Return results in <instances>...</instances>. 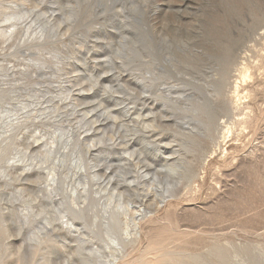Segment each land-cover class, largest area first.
Masks as SVG:
<instances>
[{"label":"rangeland","instance_id":"rangeland-1","mask_svg":"<svg viewBox=\"0 0 264 264\" xmlns=\"http://www.w3.org/2000/svg\"><path fill=\"white\" fill-rule=\"evenodd\" d=\"M109 167L130 177L106 188ZM117 247V264H264V0H0V264Z\"/></svg>","mask_w":264,"mask_h":264},{"label":"bare ground","instance_id":"bare-ground-1","mask_svg":"<svg viewBox=\"0 0 264 264\" xmlns=\"http://www.w3.org/2000/svg\"><path fill=\"white\" fill-rule=\"evenodd\" d=\"M49 22V21H48ZM114 63L115 62H111V64H110V61H108V67L109 68H111V69H113L114 68ZM111 87V89H112V91L113 90H115V91H119V90H123V89H125L124 87L125 86H122V85H120V86H118L117 88H115V87H113V86H110ZM109 86L107 87V88H110ZM120 92V91H119ZM125 92V91H124ZM241 101V100H240ZM66 129V128H65ZM62 131V130H61ZM76 131H78V130H75V129H72V128H70V127H68V129H67V132H65V130H63L62 132H61V134H60V136L62 137V140H64V143H65V146L63 147V149H67L68 147H67V145L66 144H69L70 145V143H72L73 141V139H76V149L78 150V149H82V144H81V140L78 138V136L80 135V133L78 134V133H76ZM79 132V131H78ZM65 137V139H63ZM104 137L102 136V139L100 140V141H104ZM72 141V142H71ZM63 142V141H62ZM86 147H85V149L87 150V155L89 154V151L90 150H92V147L90 146L89 147V145L87 146V145H85ZM52 147V146H51ZM50 147V150H52V148ZM49 149V148H48ZM49 150V151H50ZM48 150L46 151V152H49ZM37 152V151H36ZM66 152V151H65ZM83 152V151H82ZM73 154H75V153H73ZM74 157V156H73ZM76 158V157H75ZM75 158H72L71 159V161H70V166H71V168L73 167V168H76L77 170H78V166H76L74 163L76 162V161H79L80 159H75ZM123 158V157H122ZM83 159V158H82ZM104 160H105V162H107V163H109L110 162V160L108 159V158H104ZM130 161V160H129ZM80 163V162H79ZM79 163L77 164V165H79ZM125 163V162H124ZM66 164V163H65ZM82 164V163H81ZM123 164V163H122ZM81 166H83V165H81ZM80 166V167H81ZM41 167V166H40ZM99 167V166H98ZM111 167V166H110ZM110 167L108 168V171H107V173H109V177H108V179L107 180H105L104 181V185L106 186V188L107 187H109V185H111L112 183H113V181H116V183L117 182H119L120 180H122V181H126L129 177H130V172H125V173H123V174H121V175H118L117 174V172L115 173H113L112 171H110ZM116 167V166H115ZM125 167H127V165L126 164H123V165H120L119 164V169L121 170V168H125ZM80 169V168H79ZM127 169V168H126ZM129 169V168H128ZM41 170V169H40ZM39 170V171H40ZM71 170V169H70ZM75 170V169H74ZM74 170H71V171H73V174L74 175H78V171H74ZM130 170V169H129ZM154 170V169H153ZM153 170H151L152 172V179L155 181V182H157V179L156 178H158L157 177V174L155 173V172H157L158 170H155L154 172H153ZM82 170L80 169V172L79 173H82L81 172ZM84 171V170H83ZM127 171V170H126ZM53 172V171H52ZM86 171H84V173H85ZM124 172V171H123ZM84 173H82V174H79L80 175V178L81 179H87L86 177L88 176H86V174H84ZM95 173V172H94ZM133 174V173H132ZM148 174V173H147ZM156 174V175H155ZM96 176V175H95ZM74 177V176H73ZM100 178V177H99ZM131 178H133V177H131ZM130 178V179H131ZM94 179V178H93ZM105 179V178H104ZM74 180V179H73ZM79 180V179H78ZM89 180V179H88ZM53 181V180H52ZM56 181V180H55ZM54 181V182H55ZM90 181V180H89ZM89 181H87V182H89ZM129 181V182H128ZM127 182H128V184H127V186L129 187L131 184H132V182H133V180H128ZM80 182V181H79ZM85 182V181H84ZM73 183V182H72ZM82 183V182H81ZM92 183V182H91ZM85 184V183H84ZM97 184H99V183H97ZM124 184V183H123ZM50 185V184H49ZM125 185V184H124ZM66 186V185H65ZM64 186V187H65ZM89 186V185H88ZM119 186V185H118ZM126 186V185H125ZM49 187V186H48ZM63 188V187H62ZM66 188V187H65ZM74 188H77V187H75L74 186ZM94 188V187H93ZM111 188V187H110ZM54 189V188H53ZM64 189V188H63ZM79 189V188H78ZM83 189V188H82ZM85 189H86V186H85ZM90 189H91V187H90ZM69 190V189H68ZM63 191V190H62ZM77 191V190H76ZM76 191H72V192H67V191H65V193H68V194H66V196H65V208H66V206H68V209H70L73 213H75L74 215H76L77 213H84L83 211H85V210H83L82 208H76L75 207V205L74 204H72V199L76 202V199H77V196H75L76 194H75V192ZM86 190H84V192H85ZM87 191H88V189H87ZM99 191V190H98ZM56 192V191H55ZM82 193H83V191H81ZM95 192V191H94ZM53 193V192H52ZM52 193H50V194H52ZM49 194V193H48ZM64 194V193H63ZM62 194V195H63ZM86 194V193H85ZM85 194H81L82 196V198H83V201H86L87 200V195H85ZM102 193L100 192V194L99 195H101ZM55 195V194H54ZM89 195H90V193H89ZM98 195V194H97ZM176 195L178 196V194H177V188L175 187V186H173V188H168V189H164V191H161L160 192V196H161V199H160V202L162 201V202H164V201H167L170 197H173V198H175L176 197ZM64 196V195H63ZM95 196H96V194H95ZM48 197H49V195H48ZM47 197V198H48ZM51 197H52V195H51ZM54 198V197H53ZM101 198H102V196H101ZM101 198H95V200L94 201H96V202H99L100 203V201H101ZM50 199V198H49ZM48 199V200H49ZM55 200V199H54ZM54 200H53V203H54ZM59 200V199H58ZM57 200V201H58ZM61 200H62V198H61ZM64 201V200H63ZM51 202V201H50ZM78 202V201H77ZM91 202V201H90ZM60 204H61V201L59 202ZM58 203V204H59ZM67 203V204H66ZM74 203V202H73ZM83 203V202H82ZM92 203V202H91ZM49 204V203H48ZM55 204V203H54ZM59 204V205H60ZM90 204V203H89ZM51 205V204H50ZM62 205H64V204H62ZM111 205V204H110ZM92 206V205H91ZM90 206V207H91ZM93 206H94V204H93ZM98 206V205H97ZM89 207V206H88ZM99 207V206H98ZM110 207V206H109ZM114 207V206H113ZM111 208H112V206H111ZM58 209V208H57ZM109 209V208H108ZM108 209H106L107 210V212H108ZM113 210V209H112ZM118 210V209H117ZM144 210V209H143ZM54 211H56V210H54ZM63 211V210H62ZM114 211V210H113ZM67 212L69 213V210H67ZM67 212H66V214H67ZM71 212V213H72ZM114 212H116V211H114ZM147 212H149V211H147ZM55 213V212H54ZM54 213H53V215H54ZM63 213V212H62ZM61 213V214H62ZM87 213V212H86ZM60 214V215H61ZM80 214V215H81ZM106 214V213H105ZM104 214V215H105ZM58 215V214H57ZM72 215V214H71ZM78 215V214H77ZM85 214H83V216H84ZM70 216V215H69ZM69 216L68 215H65V213H64V216H61V218H59V216H58V218H57V221H58V223H59V225L63 228V229H66V230H68V231H70V232H74V231H78V228L75 226V224H74V222L72 221V219L71 218H69ZM73 216V215H72ZM72 216H70V217H72ZM79 216V215H78ZM83 216H81V217H83ZM106 216V215H105ZM139 216V215H138ZM27 217V216H26ZM103 217V216H102ZM107 217V216H106ZM106 217H104V218H106ZM74 218H75V216H74ZM97 218V217H96ZM56 219V218H55ZM54 219V221H56ZM77 219V218H76ZM107 219V218H106ZM105 220V219H104ZM108 220V219H107ZM96 221V220H95ZM104 223H105V221H103ZM57 223V224H58ZM106 223H108V222H106ZM58 225V226H59ZM47 226V225H46ZM46 226H44V227H46ZM41 227V226H40ZM81 228V227H80ZM104 228H106V227H104ZM110 228V227H109ZM43 229V228H42ZM112 229V228H111ZM44 230V229H43ZM49 230V227H48V229H47V231ZM110 230V229H109ZM53 231V230H52ZM108 231V230H107ZM112 231V230H111ZM69 232V233H70ZM58 233V232H57ZM68 233V234H69ZM119 233V232H118ZM108 234V233H107ZM110 234V233H109ZM111 234H112V232H111ZM114 235V234H113ZM115 235H117V234H115ZM119 235H120V233H119ZM119 237V236H118ZM117 237V239H119ZM121 237H122V234H121ZM124 237V236H123ZM110 238H112V237H110ZM32 239V238H31ZM86 239V238H85ZM102 239H103V237H102ZM109 239V238H108ZM113 239V238H112ZM83 240V239H82ZM111 240V239H110ZM124 240V239H123ZM105 241V240H104ZM108 241V240H107ZM112 241V240H111ZM127 240H125V242H126ZM109 242V241H108ZM113 242L115 243V238L113 239ZM112 242V243H113ZM124 242V243H125ZM83 243H85V240L83 241ZM82 243V244H83ZM107 242H105V244H106ZM102 244H104V243H102ZM118 245V244H117ZM123 245V244H122ZM101 246H103V245H101ZM119 246H120V244H119ZM81 247V246H80ZM83 248V247H82ZM90 248H91V246H90ZM92 248H93V250L92 249H89V253H87L88 254V256L89 257H91L92 256V254L93 253H96V250L95 249H97V247H95V245L94 246H92ZM99 248H100V246H99ZM98 248V249H99ZM114 248V247H113ZM111 249H112V247H111ZM83 250V249H82ZM70 252V251H69ZM101 252V251H100ZM122 247H117V251H116V253L115 254H113L112 255V257L110 258V259H107L105 262H103V263H96V264H117V262H118V260L122 257ZM75 253V252H74ZM86 253V252H85ZM98 253H99V251H98ZM73 254V253H72ZM74 255V254H73ZM99 255V254H98ZM85 256V255H84ZM87 256V255H86ZM87 256V257H88ZM97 257H99V256H97ZM92 258V257H91ZM94 258H96V257H93V259ZM68 259V258H67ZM66 259V260H67ZM99 259V258H98ZM97 259V260H98ZM84 260V259H83ZM95 260V259H94ZM94 260H93V262H94ZM92 261V260H91ZM96 261V260H95ZM100 261H103L101 258H100V260H99V262ZM65 262H67V261H65ZM69 262V261H68ZM67 262V263H68ZM85 263L84 264H91V263H89L90 262V259H88V258H86V260L84 261ZM67 263H64V264H67ZM70 263V262H69ZM75 263V262H74ZM76 264V263H75Z\"/></svg>","mask_w":264,"mask_h":264}]
</instances>
